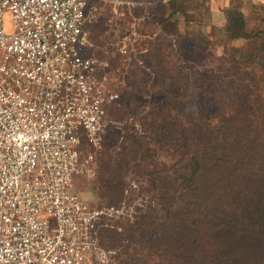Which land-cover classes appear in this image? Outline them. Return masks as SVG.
<instances>
[{
  "label": "built area",
  "instance_id": "obj_1",
  "mask_svg": "<svg viewBox=\"0 0 264 264\" xmlns=\"http://www.w3.org/2000/svg\"><path fill=\"white\" fill-rule=\"evenodd\" d=\"M87 13L85 0H0V264H120L100 229L145 206L138 196L91 208L72 190L95 174L80 145L101 148L106 106L118 99L104 64L86 54ZM130 46L122 42L123 56ZM137 191L131 183L126 195Z\"/></svg>",
  "mask_w": 264,
  "mask_h": 264
},
{
  "label": "trees",
  "instance_id": "obj_2",
  "mask_svg": "<svg viewBox=\"0 0 264 264\" xmlns=\"http://www.w3.org/2000/svg\"><path fill=\"white\" fill-rule=\"evenodd\" d=\"M116 1L128 14L138 7ZM176 1L153 3L172 10L170 15L184 12ZM87 16L90 25L93 18ZM147 19L133 20L137 26L119 44L128 39L130 55H121L151 73L145 58L157 39L137 29ZM226 24L232 39H252L241 11L228 10ZM168 37L176 48L175 36ZM103 64L102 69L109 67ZM259 80L246 77L243 88ZM170 84L161 79L153 85L155 98L143 108L133 96L126 100L127 115L142 117L132 120L129 131L128 120L122 127L112 123L122 131L120 150L108 158L93 187L101 200L114 202L123 195L117 206L133 203L138 196L126 195L124 187L127 178L139 172L151 193L144 196L145 206L127 231L130 244L124 245L119 263L264 264V106L258 102L264 96L243 92L236 94L242 102L238 107L187 111L178 108L179 95L168 94ZM138 182L131 183L139 189ZM111 229H100L101 245L103 233Z\"/></svg>",
  "mask_w": 264,
  "mask_h": 264
},
{
  "label": "rangeland",
  "instance_id": "obj_3",
  "mask_svg": "<svg viewBox=\"0 0 264 264\" xmlns=\"http://www.w3.org/2000/svg\"><path fill=\"white\" fill-rule=\"evenodd\" d=\"M108 1L85 0L87 12L93 18L92 23L87 24L88 37L93 47L86 54L109 64L108 68L99 70V75H108L109 89L119 96L106 106L107 126L101 148H93L85 141L80 145L82 160L88 153L93 154L95 174L77 176L72 190L88 202L91 208L117 206L124 198L122 195L114 202L101 200L93 187L108 158L116 156L120 150L122 131L112 123L117 122L122 127L128 120L129 124H125V128L129 131L133 128L132 120L142 117L127 115L126 100L132 96L139 101L140 108L149 105V101L155 98L150 90L161 79L168 80L169 84L174 81L168 88V94L171 97L179 95L182 102L178 108L187 111L203 107H238L242 103L238 96L243 92L264 96V0H260L257 5L253 0H229L228 6L226 0H177L176 4L184 12L172 15V10L167 12L159 3H153L154 0H128L138 4L130 14L118 3ZM244 6L248 10L244 15L247 32L252 39H232L226 29L228 10L241 11ZM144 16L148 19L139 24L138 31L148 38L157 39L153 50L145 58L151 73L134 62H127L128 59L120 53V40L130 29L133 20ZM168 18L171 20L168 21ZM4 26L9 32L12 30L10 16L5 17ZM169 34L177 39L176 48L171 45ZM4 54L0 50V59H3ZM250 76L263 81L260 79L258 84L249 85L245 89L243 79ZM258 102L259 106H264V98H259ZM136 173L127 178L124 188L138 180L139 189L133 198L151 195L143 177ZM113 225L114 230L104 232L101 242L106 248L119 250L121 261L124 259V245L130 244L127 231L134 223L121 220Z\"/></svg>",
  "mask_w": 264,
  "mask_h": 264
},
{
  "label": "crops",
  "instance_id": "obj_4",
  "mask_svg": "<svg viewBox=\"0 0 264 264\" xmlns=\"http://www.w3.org/2000/svg\"><path fill=\"white\" fill-rule=\"evenodd\" d=\"M195 1V0H194ZM229 0H226V6H228L229 5V2H228ZM253 3L254 4H260V0H253ZM241 12L244 14V15H246V13L248 12V10H247V7H242V9H241ZM131 25H133L134 27L136 26V24H134V22L131 24Z\"/></svg>",
  "mask_w": 264,
  "mask_h": 264
}]
</instances>
